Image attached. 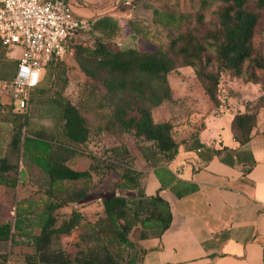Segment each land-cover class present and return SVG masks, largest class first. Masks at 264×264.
<instances>
[{
    "label": "trees",
    "instance_id": "16d2710c",
    "mask_svg": "<svg viewBox=\"0 0 264 264\" xmlns=\"http://www.w3.org/2000/svg\"><path fill=\"white\" fill-rule=\"evenodd\" d=\"M198 1L197 25L203 20V10L210 3L218 2L212 11V26L203 30L195 26L192 30L178 31L169 36L166 46H157L153 50L116 46L112 39L119 25L109 14L85 20L87 27L75 29L65 44L67 48L82 32L88 31L93 35L91 45L76 42L72 46L76 64L85 78L81 97L73 103L62 94L67 79L64 68L60 67L56 76L60 78L61 85L53 92L56 96L52 94L55 98L50 99L58 113V137L52 132L32 129L26 115L10 117L13 124L11 134L4 152L0 154V185L14 187L19 183L22 158L47 175V186L43 191L46 199L42 206L36 199L25 198L17 203L13 218L0 221V244L9 243L12 246L20 242L17 237H23L21 241L33 248L32 253L23 255L25 264H135L140 256L133 254L127 263H123L122 255L115 251V246H135L128 238L134 226L141 228L140 239L158 237L168 227L171 217L169 204L158 193H144L143 173L134 167L128 145L119 138L122 134L149 142L152 154L156 153L158 160L165 162L175 157L180 145L199 150L203 161L221 152V149L200 142L199 129L195 126L185 135L177 136L173 121H155L151 110L163 102L172 104L177 101L172 96L168 76L179 67L192 68L214 108L225 105L220 98L225 73L243 82L260 84L256 68H264V58L261 49L254 47L253 39L259 12L264 10V0ZM153 14H157L156 9H153ZM172 18L167 15L163 24ZM127 24L133 35L142 33L132 20H128ZM5 48L0 44L1 50ZM209 48L212 52L208 51ZM54 58L46 66L53 65ZM8 73L9 68L4 64L1 78L10 79L15 74L5 77ZM44 82H47L46 79L38 87L37 96L46 90ZM54 85L51 81L50 86ZM259 89L260 94L256 97L241 100L243 111L237 110L231 119L232 136L240 144L250 138L257 112L259 108H264L261 84ZM87 111L94 112L98 117L95 132L111 139L113 155L109 157L119 161L117 164L112 162L114 160L106 162L110 168H121L114 188L132 192L124 195L110 190L109 195L99 196L98 209L92 213V216L97 213L98 218L79 225L80 220L87 216L77 205L87 198L90 188H93L86 180L92 171L95 172L96 162L93 164L95 160L92 158L88 168L74 170L66 161L80 154L76 146L88 142L90 127L85 115ZM75 180H84V183L78 188L62 187L63 183ZM192 189L189 186L183 192ZM61 194H65L64 197H60ZM22 203H27L32 210L21 208L19 205ZM63 205L70 207L68 212L59 211ZM76 226L82 228L75 244L83 247L73 256L63 247L53 246V240L58 235L69 234ZM35 228L38 231L34 232ZM0 264H14L8 261V252L0 251Z\"/></svg>",
    "mask_w": 264,
    "mask_h": 264
},
{
    "label": "crops",
    "instance_id": "0c3cea01",
    "mask_svg": "<svg viewBox=\"0 0 264 264\" xmlns=\"http://www.w3.org/2000/svg\"><path fill=\"white\" fill-rule=\"evenodd\" d=\"M79 1L70 0L77 17L94 20L99 16V12L84 7ZM19 54L18 46L0 49V78L3 77L4 64L9 68L5 77L13 75ZM186 67L192 70L189 66L179 68ZM228 77L233 82L226 90L221 83L220 89V98L225 105L211 106L192 71L189 76H181L180 81L171 82L168 76L172 96L177 101L172 104L163 102L151 110L155 121L171 119L177 136L185 135L195 126L199 129L200 142L221 149V152L203 161L199 150L180 145L175 157L165 162L158 160L156 153L152 154L150 143L145 141L149 146L131 154L134 167L143 173L144 193H158L168 202L171 214L170 223L160 236L138 239L141 254L135 264H264V108L257 112L250 138L243 144L238 143L230 129L233 114L237 110L243 111L242 99H252L260 91L253 97L244 96L238 91V78ZM41 78L31 89V98L38 93ZM1 103L11 105L8 94L0 95ZM261 109L262 116L259 115ZM0 111H3L1 107ZM160 112L163 114L157 118ZM12 125L9 117L0 114V154L4 148L2 135L4 132L11 134ZM81 159L84 158L75 155L66 164L74 170H85L88 165ZM20 163L22 179L26 171ZM189 186L193 189L183 192ZM11 188L0 185V192ZM89 191L87 198L77 205L87 213L86 219H91L92 213L98 209V192L95 188ZM17 206L15 204L12 216L7 218L14 217ZM19 206L32 210L27 203ZM68 208L63 205L59 211ZM30 220L34 221L33 218ZM85 221L82 218L79 225ZM77 231L60 234L58 239L62 243L68 239L76 241ZM17 239L20 242L14 245L13 252L20 254L21 264H25L23 255L32 253L33 249L21 241L23 237ZM8 261L18 264L9 257Z\"/></svg>",
    "mask_w": 264,
    "mask_h": 264
},
{
    "label": "rangeland",
    "instance_id": "374dc122",
    "mask_svg": "<svg viewBox=\"0 0 264 264\" xmlns=\"http://www.w3.org/2000/svg\"><path fill=\"white\" fill-rule=\"evenodd\" d=\"M78 3L92 11L99 12L97 14L99 16L109 14L116 19L119 27L112 39L116 46H132L140 50H153L157 46L164 47L167 44L169 36L176 34L178 31L192 30L195 26L200 30L211 27L213 24L212 11L218 5V2L210 3L203 10L204 17L202 22L197 25L196 14L199 11L198 0H81ZM153 9H156L157 14H153ZM259 14L260 17L255 29L253 44L255 48L261 49V54L264 58V10L260 11ZM167 15L172 16L173 18L168 21L167 24H163L164 20L167 19ZM154 18L156 21H153ZM128 20H132L142 33L133 35L132 29L127 24ZM92 41L93 35L90 32L87 31L78 34L74 40L69 43V46L65 48L63 54L54 58L53 63H55L53 65H47L43 68L40 76L42 77L41 81H45V79L47 81L44 82V89L46 90L44 92L42 91L43 93L41 92L42 94H39L38 96H36V94L32 99L30 97L27 108L23 113H17L13 110L11 105L1 103L2 105H0V107L3 111H0V114H3V117H11L12 119L16 118L18 114L26 115L29 118V123L31 124L32 129H42L49 134L52 132L55 137H58V113L57 109L52 105V100L55 98L52 97V94L56 96L53 92L61 85L60 78L56 76L57 72H59L60 67L64 68L67 83L63 88L62 94L71 102L77 103L81 97L85 78L76 64L72 46L76 42L91 45ZM208 51L212 52V49L209 48ZM191 74L192 70L186 67L171 71L169 77L171 82H175L177 80H182L180 79L181 76L186 77ZM256 74L262 85V89L264 90V68H256ZM232 80L233 79L230 80L225 73L222 82L224 83L223 89L226 90L227 85L233 82ZM51 81L55 84L52 87L50 86ZM236 84H238V91L247 97H253L260 91V84H250L243 82L240 79H238ZM262 113L263 109L260 110L259 115ZM162 114L163 113L161 112L160 114L157 113L156 117L159 118ZM85 115L90 127V136L88 142L76 146L75 149L80 151V154L76 155L84 158L81 159L83 164L90 166V164H92V158L95 160L93 161V164L96 162L95 172H91L92 174H90L86 183L89 186L93 185V189L95 188L97 190L99 196L109 195V193H111L110 190L116 191L118 194H131V190L114 188V181L118 178V172L121 168L117 166H111L112 168H110L106 164L107 161L110 162L112 160H114L112 162L115 164L119 162H116L115 159L109 157V155L112 154L110 150V147L112 146L111 139L105 134L95 132L98 117L94 112L87 111L85 112ZM9 135L10 134L6 132L2 135L4 145L2 153L5 150ZM119 138L121 142H124L129 146L131 154L133 152L136 153L144 146H149L145 145L147 144L145 141L135 139L130 134L124 133ZM61 142L66 141L61 140ZM20 167L25 169L26 176L20 179L17 186L8 189L6 192H0V219L12 216L15 204L21 201L23 202L25 198L31 197L36 199L38 205H42L46 199V196L43 195L44 188L47 186L46 173L36 165L30 163L26 158H22ZM83 183L84 180L67 181L62 184V187L78 188L82 186ZM64 195L61 194L60 197H64ZM69 208L63 212H68ZM83 213L84 215H87L84 211ZM97 215L98 214L96 213L91 219H86L85 217L84 220L94 221L98 218ZM81 228H75V230H78L76 233L77 235ZM34 230L36 231L37 228ZM140 233L141 228L139 226H134L128 233V238L135 244L134 247L128 245L115 246V251L122 255L121 259L123 263H127L128 259L133 254L137 255V257L140 256L141 249L137 242L138 239H140ZM58 238L59 236L55 239L56 241L53 246L63 247L71 256H73L79 248L83 247L82 245H76L74 240L70 241L68 239L62 243ZM13 248L14 245L10 246L9 243L6 245L0 244V251L8 252L10 260L21 264L22 257L20 254L14 253Z\"/></svg>",
    "mask_w": 264,
    "mask_h": 264
},
{
    "label": "built area",
    "instance_id": "2783aa9c",
    "mask_svg": "<svg viewBox=\"0 0 264 264\" xmlns=\"http://www.w3.org/2000/svg\"><path fill=\"white\" fill-rule=\"evenodd\" d=\"M80 27L87 23L70 0H0V44L20 48L14 76L0 78V95H9L15 112L26 110L43 68L63 54L67 37Z\"/></svg>",
    "mask_w": 264,
    "mask_h": 264
}]
</instances>
